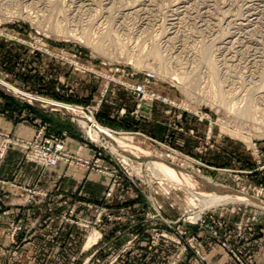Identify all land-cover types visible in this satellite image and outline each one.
Segmentation results:
<instances>
[{
  "label": "rangeland",
  "instance_id": "rangeland-1",
  "mask_svg": "<svg viewBox=\"0 0 264 264\" xmlns=\"http://www.w3.org/2000/svg\"><path fill=\"white\" fill-rule=\"evenodd\" d=\"M0 83L66 123L1 131L0 164L79 179L16 173L0 207L33 210L0 219V264H264V0H0Z\"/></svg>",
  "mask_w": 264,
  "mask_h": 264
},
{
  "label": "crops",
  "instance_id": "crops-1",
  "mask_svg": "<svg viewBox=\"0 0 264 264\" xmlns=\"http://www.w3.org/2000/svg\"><path fill=\"white\" fill-rule=\"evenodd\" d=\"M3 100L4 112H0V132L8 131L15 135H20L23 137H30L35 125L40 123L47 124L51 129L57 130L58 126L65 127V122L52 116L51 114H45L38 109H34L30 106L22 107L20 104L11 101L8 97L0 96ZM0 100V101H1ZM17 113H19V118H17ZM60 128V127H59ZM22 153L13 147L8 148L4 158L0 164V197L8 196V193L15 192V188L12 187V182L16 179V173L19 171L21 181L24 184L37 183L39 187L46 188L52 191L58 189H63L67 187L66 181L70 184L78 185L79 179L73 177L66 179L61 177L57 172H40V168L37 164L26 163L23 161ZM60 173V172H59ZM59 199L56 198L54 202L56 203ZM54 203V205H55ZM1 206V205H0ZM43 206H47L46 204ZM33 208H22L18 206L9 205L5 208L0 207V219L1 218H11L22 214L25 217L30 215V211ZM1 224V222H0ZM258 258L264 263V233L260 238V243L255 249Z\"/></svg>",
  "mask_w": 264,
  "mask_h": 264
},
{
  "label": "bare ground",
  "instance_id": "bare-ground-1",
  "mask_svg": "<svg viewBox=\"0 0 264 264\" xmlns=\"http://www.w3.org/2000/svg\"><path fill=\"white\" fill-rule=\"evenodd\" d=\"M0 84H1L0 86L2 88H4L5 90H10V89L7 88L6 84H4V83H0ZM12 93L19 94L23 99L29 101L30 103L34 104L35 106H40V107H43V108H48V107H55L56 108L57 107V108H59V109H61L63 111L77 112L78 114H81V112L79 110H77L75 107L70 106V105H66V104H63V103L56 102L54 100L41 98V97L33 96V95L30 96V94L22 92L21 90H15V92L12 91ZM81 118H83L82 115H81ZM225 192H226V196H233L232 198L235 199V200H237L239 198H242L241 196H239L238 193L232 192L231 190L225 189ZM216 199L218 200V198H216ZM217 200H213V197H211L210 199H205L204 204L206 202L207 203H209V202L210 203H212V202L213 203H218L219 201H217ZM207 203H206V205H207ZM260 205H262L264 207V202L263 203L260 202Z\"/></svg>",
  "mask_w": 264,
  "mask_h": 264
},
{
  "label": "built area",
  "instance_id": "built-area-1",
  "mask_svg": "<svg viewBox=\"0 0 264 264\" xmlns=\"http://www.w3.org/2000/svg\"><path fill=\"white\" fill-rule=\"evenodd\" d=\"M7 145L5 146V148ZM4 148V149H5ZM63 147L61 145L55 146L51 149L50 147L44 146L43 150H38L37 156H39L42 163L48 166H55L59 160V153ZM4 151V150H3Z\"/></svg>",
  "mask_w": 264,
  "mask_h": 264
}]
</instances>
